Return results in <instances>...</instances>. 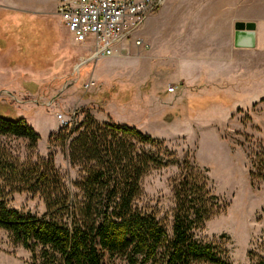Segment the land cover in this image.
<instances>
[{
    "label": "rangeland",
    "instance_id": "obj_1",
    "mask_svg": "<svg viewBox=\"0 0 264 264\" xmlns=\"http://www.w3.org/2000/svg\"><path fill=\"white\" fill-rule=\"evenodd\" d=\"M166 1L111 56L94 58L73 41L55 0H0V114L27 120L40 135L36 153L42 158L54 153L71 189L77 169L47 142L61 126L57 115L78 122L84 109L99 121L125 123L163 140L177 163L190 158L219 198L221 210L197 238L221 241L232 264H255L264 258V187L251 186L248 171L254 155L264 151V58L227 61L236 69L249 65L248 72L202 74L198 59H191V36L172 39L175 25ZM6 142L21 159L27 154V140ZM179 173L175 163L151 170L136 202L154 209L169 233L175 206L171 185ZM12 205L44 212L42 200L31 194L14 195ZM31 261V253L0 230V264Z\"/></svg>",
    "mask_w": 264,
    "mask_h": 264
},
{
    "label": "trees",
    "instance_id": "obj_2",
    "mask_svg": "<svg viewBox=\"0 0 264 264\" xmlns=\"http://www.w3.org/2000/svg\"><path fill=\"white\" fill-rule=\"evenodd\" d=\"M83 118L48 135L77 169L73 189L55 165L54 153H37L39 133L24 117L0 114V230L31 253V264H232L228 249L196 233L221 210L207 177L190 158L181 163L163 140L135 126ZM27 140L21 159L6 139ZM178 164L172 180L171 233L151 207L138 206L141 180L151 170ZM251 186L264 187V151L251 159ZM38 196L40 215L12 205L14 195ZM255 264H264L260 258Z\"/></svg>",
    "mask_w": 264,
    "mask_h": 264
},
{
    "label": "crops",
    "instance_id": "obj_3",
    "mask_svg": "<svg viewBox=\"0 0 264 264\" xmlns=\"http://www.w3.org/2000/svg\"><path fill=\"white\" fill-rule=\"evenodd\" d=\"M165 8L169 22L175 25L172 39L175 41L184 35L191 36V59H198L202 74L248 72L249 65L244 66L245 69H236L227 61L264 58V0H167ZM239 22L254 24V47L234 46L235 25ZM151 25L154 23L151 22ZM182 26L184 31L181 30ZM197 45L199 48H196ZM196 49L200 52H194Z\"/></svg>",
    "mask_w": 264,
    "mask_h": 264
},
{
    "label": "built area",
    "instance_id": "obj_4",
    "mask_svg": "<svg viewBox=\"0 0 264 264\" xmlns=\"http://www.w3.org/2000/svg\"><path fill=\"white\" fill-rule=\"evenodd\" d=\"M163 1L55 0L56 14L73 41L88 48L94 58L111 56L115 45L131 34ZM57 118L62 125L71 124L75 117L65 119L59 114Z\"/></svg>",
    "mask_w": 264,
    "mask_h": 264
},
{
    "label": "water",
    "instance_id": "obj_5",
    "mask_svg": "<svg viewBox=\"0 0 264 264\" xmlns=\"http://www.w3.org/2000/svg\"><path fill=\"white\" fill-rule=\"evenodd\" d=\"M234 46L238 48H252L255 46V26L252 23H236Z\"/></svg>",
    "mask_w": 264,
    "mask_h": 264
}]
</instances>
